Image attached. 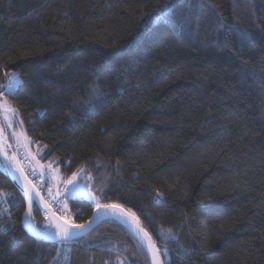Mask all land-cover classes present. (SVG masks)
I'll use <instances>...</instances> for the list:
<instances>
[{"label": "trees", "instance_id": "obj_1", "mask_svg": "<svg viewBox=\"0 0 264 264\" xmlns=\"http://www.w3.org/2000/svg\"><path fill=\"white\" fill-rule=\"evenodd\" d=\"M257 24L264 0H0V94L9 73L23 79L8 99L21 125L2 115L7 153L23 135L39 170L83 169L96 198L71 197L78 225L118 205L162 264H264ZM243 28L254 41L240 48ZM25 211L0 162V264H152L114 220L57 244L29 233ZM32 221L47 229L39 207Z\"/></svg>", "mask_w": 264, "mask_h": 264}, {"label": "water", "instance_id": "obj_2", "mask_svg": "<svg viewBox=\"0 0 264 264\" xmlns=\"http://www.w3.org/2000/svg\"><path fill=\"white\" fill-rule=\"evenodd\" d=\"M0 126H1V116H0ZM4 144L5 143H4L2 133H0V146ZM0 162L2 166L4 167V170L6 171V173L9 175V177L13 181L16 188L19 190V192L25 199V202H26L25 214H26L28 207H29L27 197L24 195V192H23V188L25 186L26 181L24 179L25 177L24 173L22 174L20 171L21 168L17 161V158L14 155H9L6 151V148L2 147V150H0ZM36 192L38 191L35 189V192H33V196L38 203V207L43 212H45L49 217V222L53 230L51 234L56 232L57 225H64L67 227H71L68 224H65L63 221H61L52 212V210L48 206L46 207L44 203L40 202L41 196L40 194L37 196ZM25 214L23 217L24 226L34 238L44 240L47 242L57 243V244L72 243V242L80 241L84 239L86 236H88L89 234H91L94 230H96L102 222L107 221V220H114L122 224L126 229L132 232L141 241V243L145 246L149 254L152 264H156L157 260L159 261V264H162L160 253L158 254L155 251L158 248L156 244L154 243V241L152 240V238L150 237V235L140 225L137 224L136 220L133 219V216L126 209L120 206L118 207H113L111 205L102 206L99 209L95 210L91 219L88 222L81 224L84 226V228L82 230H78L80 234L76 238L66 241V242H61L57 239H45V236H50L51 234L46 235L38 231V229H36L32 221V215L29 218ZM24 221H27V223H25ZM141 229H143V231H141ZM145 233H147V235H145Z\"/></svg>", "mask_w": 264, "mask_h": 264}, {"label": "snow or ice", "instance_id": "obj_3", "mask_svg": "<svg viewBox=\"0 0 264 264\" xmlns=\"http://www.w3.org/2000/svg\"><path fill=\"white\" fill-rule=\"evenodd\" d=\"M177 6H182V5L178 4ZM169 11H172V10H169ZM221 26H223V23ZM255 27L259 31L264 32V28H260V26L258 24L255 25ZM237 41L240 45V48H243V46L246 44L252 43L254 41L253 32L251 30H249L248 28L240 29L238 31V34H237ZM9 76L11 77V79H10L9 86H7V94L12 95L13 98H15L16 94L18 92V86H22V84H23V79L21 77V74L17 73V72L9 73ZM13 85H16L17 87H13ZM5 108H7V111L12 114L13 118L18 112L17 109L12 108L10 105H7L6 102L0 104V111H3ZM2 131H3V128H2V126H0V133H2ZM17 142L19 143V140H17ZM28 143H31V141L29 140ZM10 146L11 145H7L5 143L4 145L0 146V150H2V147H10ZM20 171L23 174L24 170L20 169ZM80 171H83V169H79L77 171V173H73V178H75ZM32 175L34 176L35 173L33 172ZM24 179H25L26 183H25V186L23 188V192H24V195L27 197L28 204H29L28 210H27L25 215L30 218L32 215V212L34 210H38V203L33 196V192H35V186L31 184V181L28 180L27 176H25ZM68 184L72 185L73 181L69 180ZM74 188H75V185H73V189ZM67 191L69 193H71L72 190L69 189ZM36 195L38 196L39 192H36ZM94 198H96V197H94ZM40 202L44 203L46 207L48 206L47 202L43 200V197H41ZM97 204L99 207L98 198H97ZM34 205H35V208H34ZM112 206L118 207V205H112ZM8 211H10V210H8ZM132 216H133V219H136L134 213H132ZM24 222L27 223V221H24ZM65 224H67V221H65ZM137 224L139 225L138 220H137ZM83 228H84L83 225H72L71 227H67L64 225H57L56 232L51 234L50 236H45V239H57L61 242H66V241H69V240L76 238L80 234V232L78 230H82ZM141 231H143V229H141ZM145 235H147V233H145ZM155 251H156V253L159 254V249H156ZM163 255H167V253L165 252V253H163ZM67 259L68 258L66 256L65 260H67ZM156 264H159L158 260L156 261Z\"/></svg>", "mask_w": 264, "mask_h": 264}, {"label": "built area", "instance_id": "obj_4", "mask_svg": "<svg viewBox=\"0 0 264 264\" xmlns=\"http://www.w3.org/2000/svg\"><path fill=\"white\" fill-rule=\"evenodd\" d=\"M9 83L7 86H9ZM7 86L4 94L7 97L13 98L12 95L7 94ZM13 87H16V85H13ZM13 152L20 168L24 170V175L27 176L28 180L31 181V184L35 186V189L41 194L54 214L62 221H67L68 225H76V214L69 208L71 196L67 191L69 190L67 183L62 182L57 186L50 185L43 173L36 167L32 158L16 141L14 142ZM33 172L35 173L34 176L32 175Z\"/></svg>", "mask_w": 264, "mask_h": 264}, {"label": "rangeland", "instance_id": "obj_5", "mask_svg": "<svg viewBox=\"0 0 264 264\" xmlns=\"http://www.w3.org/2000/svg\"><path fill=\"white\" fill-rule=\"evenodd\" d=\"M6 102V104L7 105H10L12 108H13V106L11 105V103H10V101L8 100V99H6V98H3V99H0V104H2V103H5ZM2 112V115H3V117L5 118V117H7L8 118V121H9V123H10V125H15L16 127H18V124H20L21 125V122H20V120H19V117H18V115L16 114L15 116H14V118L12 117V114L10 113V112H8L7 111V108H5L3 111H1ZM7 118H5L6 120H7ZM17 121H18V124H17ZM23 131V130H22ZM24 132V131H23ZM22 132V133H23ZM17 134H20L21 133V131L19 130L18 132H16ZM18 137V136H17ZM7 138V137H6ZM8 139V138H7ZM19 139V138H18ZM23 135H21V140L23 141ZM17 140V139H16ZM19 141H20V139H19ZM21 142V141H20ZM28 148V147H27ZM43 165V164H42ZM41 168V171H42V173L43 174H45V176L47 177V178H49L51 181H52V183L54 184V185H58L59 184V182H63V181H65V182H67V185H69V189H71L72 191H71V193H70V195H76V196H78V197H82L83 199H86V200H89V201H91V200H93L94 199V197H95V195H94V193L91 191V189L90 188H88L86 185H85V183L84 182H86L87 184H89V181H90V179L89 178H87V177H85V173H84V171H81V172H79L78 173V175L75 177V178H73V176L72 177H70V178H68V179H65L62 175H61V173H60V169L59 168H57L55 165H53V164H51V163H49V164H47L45 167H42V166H40ZM83 177H85V178H83ZM69 180H72L73 181V184L72 185H70V184H68V181ZM81 181V182H80ZM73 185H75V188L73 189ZM46 228L47 229H44V227H42L41 228V231L44 233V234H46V235H50L51 234V232H52V227H51V224H50V222L47 220V222H46Z\"/></svg>", "mask_w": 264, "mask_h": 264}, {"label": "bare ground", "instance_id": "obj_6", "mask_svg": "<svg viewBox=\"0 0 264 264\" xmlns=\"http://www.w3.org/2000/svg\"><path fill=\"white\" fill-rule=\"evenodd\" d=\"M10 79H11V77L10 78H8V80H7V83H6V86H7V84L10 82ZM6 86H5V88H6ZM17 87V86H16ZM5 88H4V90H3V92L0 94V99H3V98H6V99H12V98H10V97H7L5 94H4V92H5ZM11 155H14L15 156V154H14V152L11 154ZM16 157V156H15ZM48 180V179H47ZM65 183H67V182H65ZM68 189H69V185H68ZM40 194V193H39ZM40 196H41V194H40ZM42 197V196H41ZM72 199V198H71ZM44 200V199H43ZM45 201V200H44ZM49 207V206H48ZM50 208V207H49ZM51 209V208H50ZM99 209V208H98ZM52 210V209H51ZM53 212V211H52ZM73 212V211H72ZM54 213V212H53ZM44 216H45V218L49 221V217H48V215L44 212ZM59 218V217H58ZM60 219V218H59ZM61 220V219H60ZM62 221V220H61ZM64 222V221H63ZM65 223V222H64ZM76 225H78V223H77V221H76ZM70 226V225H69Z\"/></svg>", "mask_w": 264, "mask_h": 264}, {"label": "crops", "instance_id": "obj_7", "mask_svg": "<svg viewBox=\"0 0 264 264\" xmlns=\"http://www.w3.org/2000/svg\"><path fill=\"white\" fill-rule=\"evenodd\" d=\"M0 112H1V111H0ZM0 116H1V120H2V112H1ZM5 118H7V117H5ZM5 121H6V122H9V121H8V118H7V120L5 119ZM12 136H13V139H15V140H16V139H17V140L20 139L21 142L19 141V143L22 144L24 147H27V142H28V141H27L26 138L23 137L24 139H23V141H22V140H21V135H12ZM17 136H18V137H17ZM18 138H19V139H18ZM17 140H16V141H17ZM39 167H40V166H39ZM41 169H42V168H41ZM41 169H40V170H41ZM47 179H48V178H47ZM64 182H65V181H64ZM60 183H61V182H59V184H60ZM59 184H58V185H59ZM71 197L73 198V195H71Z\"/></svg>", "mask_w": 264, "mask_h": 264}]
</instances>
